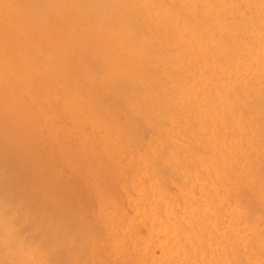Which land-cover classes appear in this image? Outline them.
Returning <instances> with one entry per match:
<instances>
[{"label":"bare ground","instance_id":"obj_1","mask_svg":"<svg viewBox=\"0 0 264 264\" xmlns=\"http://www.w3.org/2000/svg\"><path fill=\"white\" fill-rule=\"evenodd\" d=\"M61 132L109 233L40 154ZM106 234L100 264H264V0H0V264H87Z\"/></svg>","mask_w":264,"mask_h":264},{"label":"rangeland","instance_id":"obj_2","mask_svg":"<svg viewBox=\"0 0 264 264\" xmlns=\"http://www.w3.org/2000/svg\"><path fill=\"white\" fill-rule=\"evenodd\" d=\"M238 5H241L242 6V2L241 1H239L238 3H237ZM241 6H239V7H241ZM244 9H245V12H244ZM247 10V11H246ZM250 11V12H249ZM254 11H256L255 9H250V8H248V7H246V5H245V3H243V6H242V8H240V12L239 13H237V14H233V15H231V16H229V20H231V21H233V22H235V23H241L242 22V19H243V14L246 16V14H248V15H252V16H257L258 14H257V12H253ZM236 15V16H235ZM237 15H239V16H237ZM237 18H239V20L237 19ZM234 19H236V20H238V21H236V20H234ZM210 20H212L210 17H207L206 18V21L209 23L210 22ZM238 33H240V32H238ZM233 34V33H232ZM234 35V34H233ZM240 36H245L246 37V33H243V34H240ZM238 38H240V37H238ZM233 40L235 39V38H232ZM237 39V38H236ZM237 40H239V39H237ZM235 41V40H234ZM54 42H52V44H53ZM46 46H47V48H46ZM51 48L52 49V45H51V43H50V41H48V40H44L43 41V48L45 49V51H47V52H50L51 50L49 49V48ZM28 76H26L25 78H27ZM127 85H129V83L126 81L125 82V86H127ZM37 86H39V81L36 79H34V80H32V79H28L25 83H24V85L22 86V87H20V89H25V91H23V92H21V98H22V101L25 103V104H36V105H38L39 103H40V101H41V99H42V91L41 90H39L38 88H37ZM34 88V89H33ZM35 90V91H34ZM33 91V92H32ZM35 93V94H34ZM43 108H40V111L42 110ZM44 110V109H43ZM45 112V111H44ZM50 113V114H49ZM56 113V105L55 104H53V109H51V110H48L47 112H46V115L48 116V117H52V116H54V114ZM123 114H125L124 112H122ZM137 119H138V121H140L141 123H145L144 122V120H143V118L141 117V116H138V115H136L135 116ZM1 119H3L4 121H6V117L5 116H1ZM62 119H64V118H61V119H59V120H62ZM67 120V119H66ZM66 120L63 122V123H61L60 125L61 126H64V124L66 123ZM155 122H156V117H154V119H153V122H152V126L151 127H154V125H155ZM143 127H147V128H144V129H146L145 131H142V130H144V129H141V132L143 133V132H145V133H151V129L152 128H150L148 125H144ZM149 131V132H146V131ZM140 132V133H141ZM69 135L66 133V132H61L60 133V136H59V138L58 139H53L52 140V146L50 147V150H52V151H47V153H44V152H42V150H40V154L43 156V157H45L46 159H48L47 161L48 162H50V163H52V165H54L55 164V169L56 170H58L57 172L60 174L61 172L63 173V175H65L66 177H67V179L69 180V178H71L72 179V177H74V179H72V180H69L70 181V185H71V187H72V189H71V187H70V185H69V188H67V190L68 189H71V190H68V191H64V193L65 194H63V195H61V193H63L61 190H58V189H55V191H54V194H55V198H60V196H64V197H61V198H66L67 196H70V197H68V199L69 198H71L70 200H72V201H69L68 199V201L71 203H69L67 200H65L67 203H69L71 206H72V204H73V207L75 206V205H77V207H79L78 209H82V212L84 213V214H86L87 213V218L89 219L90 218V222H92V223H95L97 226H98V228H101V229H103L104 231H107L108 233H109V231H110V229H111V221H110V213L113 211V209H114V205L112 204V203H109V204H107L105 207H104V205H100V203H99V199H97V198H94V199H90L89 197H88V193H87V190H84V189H82L83 187L86 189L87 187L88 188H90V186H91V181H89V179H88V176H87V173H84V172H82V170L81 169H83L81 166H82V164L84 163H86L83 159H81V158H79L78 156H76L74 153H71V156H69V157H66L65 156V148H66V144H67V140H69ZM146 137L148 138V137H150V136H148V135H146ZM64 143H65V145H64ZM59 149V150H58ZM58 150V151H57ZM52 152V153H51ZM51 153V154H50ZM58 153V154H57ZM52 155H54V156H52ZM56 155V156H55ZM57 157V158H56ZM122 157V156H121ZM71 158H72V160H71ZM78 158V159H77ZM123 159V161H125V158L124 157H122ZM56 159H59L60 160V162H59V160H56ZM74 159V160H73ZM76 159H77V162H76ZM55 160H56V162H55ZM65 160H67V161H65ZM78 160H80V161H78ZM82 160L84 161V162H82ZM77 163L78 165H77V167H75L74 166V164L72 163ZM122 161V162H123ZM64 162V163H63ZM57 163V164H56ZM76 163H75V165H76ZM83 164V165H84ZM59 165H63V168H62V166H59ZM80 165V166H79ZM40 165H35V168H38ZM64 167H66V168H64ZM81 167V168H80ZM58 168H60V170L58 169ZM80 170H79V169ZM165 168V166H163V169ZM61 169H63V171H61ZM65 170H68L67 172H65ZM168 169H166V171H167ZM170 170H172V171H170ZM166 171H164L165 173L163 174V176L165 177H168V178H166V179H169L170 178V181H168V183H169V188L171 189V190H173V191H175V190H177V189H181V187H182V185H183V180H181V176H177L176 174V170H174V169H169L168 170V172H166ZM174 171H175V173H174ZM65 172V173H64ZM69 172V173H68ZM73 172V174H75L74 176H72V175H70L71 173ZM145 172V168H143L142 167V169H141V171L137 174V173H134L133 175H132V179H134L135 180V182H137L139 179H141L142 178V175H143V173ZM170 172H172V173H170ZM62 175V174H61ZM178 175H179V173H178ZM72 176V177H71ZM173 176V177H172ZM77 177V178H76ZM179 177V178H178ZM81 178V179H80ZM77 179V181L76 182H79V181H81V180H83L84 181V183L86 184V182H87V180L90 182V183H88L87 182V184H89V185H84L82 182H79V183H81L80 184V186L82 187V188H80V186L79 185H77V186H79L78 188L79 189H76V190H74L75 188H74V186L77 184L76 182H75V180ZM120 180H121V178H119V182H120ZM73 181H74V185H73ZM117 182H118V180H117ZM117 182H115V183H117ZM78 183V184H79ZM114 182H113V184H114V186H117V187H119L118 186V184H115ZM113 184L111 185V190L114 192L115 190H117V188H115L114 186H113ZM120 184V183H119ZM86 186V187H85ZM112 187H114V188H112ZM80 189H82V191L80 190ZM120 191H122L121 190V188H118ZM133 190V187H130L129 188V190ZM56 190H58V191H56ZM59 191H60V193H59ZM199 190H197V192H198ZM57 192V193H56ZM66 192H68V193H72L73 194V192H75L74 194L77 196V193H79V195H78V197H75L74 195H72V194H68V193H66ZM81 192V193H80ZM60 196H59V195ZM68 194V195H67ZM122 194L123 195H126V192L125 191H122ZM67 195V196H66ZM57 196H59V197H57ZM73 196V197H72ZM85 198H83V197ZM81 199H80V198ZM74 198H78V199H80V201L82 200V198L84 199V201H86L87 200V202L86 203H83V205H82V203L81 202H79V200L77 199V200H75ZM75 201H76V203H80V205L82 206H80L79 204H76L75 203ZM78 201V202H77ZM124 201H126V202H124V206H125V211H126V213L130 216V215H133L134 214V209H133V207L127 202V199L126 200H124ZM66 202H64V203H66ZM82 202H83V200H82ZM93 204H94V207H93ZM65 205H68V204H65ZM70 205H68V206H70ZM243 207L244 206H248L247 205V201L245 200V202L243 201ZM76 207V206H75ZM76 207V208H77ZM86 207V209H84L83 210V208H85ZM91 207H93V208H91ZM249 208V206L248 207H246V209H248ZM86 211V212H85ZM133 211V212H132ZM89 212H90V214H89ZM92 215V216H91ZM89 216V217H88ZM91 216V217H90ZM92 220V221H91ZM107 236V234L106 235H104L103 237H101L100 238V240H99V242H98V249H99V255H97L96 257H90L89 258V260H88V262H87V264H100V261H99V258H101V257H107V255H106V253H105V246H104V244H103V239L105 238Z\"/></svg>","mask_w":264,"mask_h":264}]
</instances>
